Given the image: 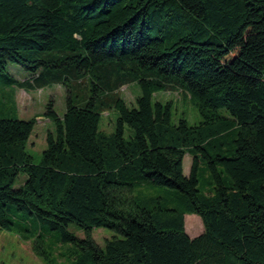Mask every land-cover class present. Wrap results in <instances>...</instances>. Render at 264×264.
<instances>
[{
    "label": "trees",
    "instance_id": "16d2710c",
    "mask_svg": "<svg viewBox=\"0 0 264 264\" xmlns=\"http://www.w3.org/2000/svg\"><path fill=\"white\" fill-rule=\"evenodd\" d=\"M8 63L34 74L21 87L62 84L68 97L62 117L48 107L55 129L40 164L27 151L35 120L0 119V228L13 230L10 207L36 215L74 244L70 264H264V0H0V72ZM134 82L129 108L118 92ZM174 91L200 123L174 124L172 103L153 101ZM107 109L118 113L110 135ZM202 158L209 195L198 189ZM147 184L183 197L150 206L134 195ZM186 215L201 218V235L187 234ZM95 228L123 238L101 248Z\"/></svg>",
    "mask_w": 264,
    "mask_h": 264
},
{
    "label": "rangeland",
    "instance_id": "374dc122",
    "mask_svg": "<svg viewBox=\"0 0 264 264\" xmlns=\"http://www.w3.org/2000/svg\"><path fill=\"white\" fill-rule=\"evenodd\" d=\"M34 74L24 70L16 64L8 63L4 72H0V119H20L35 120L32 135L27 144V151L33 156L34 163L40 164L42 154L47 149V134L54 132V125L46 118V112L52 103L53 108L62 117L66 112L67 89L62 84H50L43 88L21 87L19 83H33ZM86 90L75 91L77 104H82L85 99ZM89 95V93H87ZM120 98L125 100L129 108H135L136 98L141 95L139 85L134 82L123 86L118 92ZM153 101H161L163 104L171 102L172 122L177 124L182 118L186 119L190 125L198 124L202 117L198 109L190 100H186L182 92H159L154 96ZM223 111V110H222ZM118 113L115 109H107L101 114L100 130L110 135L115 131V123ZM133 132L129 127L125 129V138L130 140ZM230 145H226L221 150L214 152L228 151ZM213 156V155H212ZM193 156L187 153L183 161V173L189 176L192 166ZM208 160L202 158V165L198 175V189L206 194L212 191L213 179L207 168ZM219 163V162H218ZM219 171L222 169L219 166ZM227 179V178H226ZM138 201H148L150 206H162L172 208L178 204L183 194L177 190L164 186L147 184L137 188L135 194ZM10 216L14 217L13 230L0 228V264H48L43 257L36 252V246H39L38 237L41 236L44 243L41 248L51 256L54 264H70L76 247L73 243H58L60 231H51L52 226L42 222L36 215L27 216L25 212L15 214V208L8 210ZM185 228L191 238H195L203 233V223L198 215L185 216ZM67 230L76 237L83 239L84 231L70 224ZM92 237L95 243L105 247L107 240L114 238H123L115 231L106 228L93 229Z\"/></svg>",
    "mask_w": 264,
    "mask_h": 264
}]
</instances>
